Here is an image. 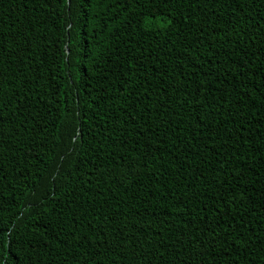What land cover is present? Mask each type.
<instances>
[{
    "label": "trees",
    "instance_id": "16d2710c",
    "mask_svg": "<svg viewBox=\"0 0 264 264\" xmlns=\"http://www.w3.org/2000/svg\"><path fill=\"white\" fill-rule=\"evenodd\" d=\"M0 264H264V0H0Z\"/></svg>",
    "mask_w": 264,
    "mask_h": 264
}]
</instances>
